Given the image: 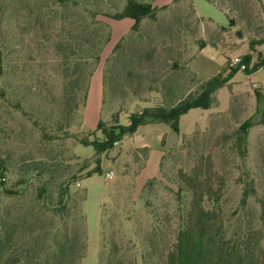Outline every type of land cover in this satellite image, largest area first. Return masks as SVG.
<instances>
[{"label":"rangeland","instance_id":"rangeland-1","mask_svg":"<svg viewBox=\"0 0 264 264\" xmlns=\"http://www.w3.org/2000/svg\"><path fill=\"white\" fill-rule=\"evenodd\" d=\"M126 1L0 0V238L11 236L10 262L37 264L76 226L87 236L81 264H166L195 207L185 177L210 187L205 206L224 225L220 239L250 234L251 246L264 250V44L251 47L264 36V0L250 1L246 19L207 0H138L158 9L157 20L113 46L116 20L105 14ZM92 12L110 39L78 73L86 49L67 48L87 34L83 20ZM91 67L104 81L103 128L92 134L82 131L80 114ZM210 79L224 82L214 105L183 116L179 135L165 124L144 126L99 156L81 144L104 141L117 116L126 126L131 114L193 94ZM248 120L243 150L237 131ZM139 145L149 146L147 160L131 149ZM60 188L71 193L66 225L55 211ZM217 240L208 256L220 250Z\"/></svg>","mask_w":264,"mask_h":264},{"label":"trees","instance_id":"trees-1","mask_svg":"<svg viewBox=\"0 0 264 264\" xmlns=\"http://www.w3.org/2000/svg\"><path fill=\"white\" fill-rule=\"evenodd\" d=\"M63 1V0H61ZM210 3L218 2L221 6L225 7V10L234 11L240 17L246 19V10L251 9L252 0H207ZM261 1V0H259ZM65 3V2H64ZM263 7V5H262ZM158 9L152 4L142 2L138 0H127L126 4L121 12L114 14H105L107 18L112 20H122L129 18L135 22L133 26V32L139 31L142 22L145 20H157ZM98 14L92 12L89 18L83 20L86 29L88 30L86 35H82L79 39L73 40L74 43L68 46L70 52L81 48L86 51H81L80 60L76 65L77 72H83L87 66L92 62H97L100 53L104 45L110 39V32L106 25L102 21L98 20ZM233 23V20L230 21ZM250 24V20H247ZM264 44V36L258 40H253L251 47ZM1 32H0V77L4 74V62L1 52ZM124 47L122 43L117 45V50ZM150 58H153L154 52L148 54ZM79 66V69H78ZM81 67V68H80ZM85 67V68H84ZM95 69L91 67L88 71L89 84L91 77L93 76ZM78 81L76 85H78ZM224 82L217 81L216 79H210L202 83L196 92L189 94L186 97L180 99L171 100L167 105H162L154 108L145 109L141 112L131 114L129 117L128 125H121L118 121V116L114 125L104 130V141L91 143L88 139H82L81 144L83 146H91L94 148L97 156L112 150L116 143L122 141L127 136L134 135L138 128L143 125L150 124H166L169 125L177 134H180V121L183 116L189 113L193 109L209 110L215 102L214 93L223 86ZM89 90H86V96ZM250 121H246L241 125L237 131V146L245 149L244 135L250 128ZM103 121L98 124L97 131L102 130ZM137 152H143L146 160L149 155V149H139ZM101 160H98V163ZM100 172V170H98ZM89 177L91 176L88 173ZM4 178V177H2ZM185 182L190 185L194 184L191 188L194 197V211L190 217V223L188 222L184 229L175 237L171 247L166 251L165 259L166 264H264V250L261 249L259 244L252 247L249 241V235L237 236L231 241H225L220 239L218 234L224 228L223 223H216L218 214L216 209H207L205 203L210 198L211 191L208 185L202 182L200 177H185ZM192 183V184H191ZM4 183L0 182V187ZM2 188H0L1 191ZM44 190L42 189L41 193ZM71 197L70 188H60L58 191V206L56 215L64 221H68V214L64 212L67 210L68 201ZM82 201L86 200V196L80 197ZM247 193H244V198L241 203L246 204ZM70 211V210H69ZM220 211V210H219ZM74 217H76L74 215ZM81 221H84L86 216L81 215ZM77 218H74L76 221ZM67 227V226H64ZM61 235V239L55 241L54 251L49 255L41 257L37 264H81V260L84 258L87 250V236L84 230H80L78 227ZM218 239L221 248L220 250L208 256L207 253L210 250L212 242ZM11 236L7 234L5 239L0 238V264H16L17 261L12 259H5L6 252L10 249L9 243ZM259 243V242H258ZM111 254V251H110ZM108 264H111L110 262ZM120 264V262H119Z\"/></svg>","mask_w":264,"mask_h":264},{"label":"crops","instance_id":"crops-1","mask_svg":"<svg viewBox=\"0 0 264 264\" xmlns=\"http://www.w3.org/2000/svg\"><path fill=\"white\" fill-rule=\"evenodd\" d=\"M163 5H165V4H163ZM134 24H135V22L129 18L122 19L119 21H114L112 23V38H111L110 43L113 44V46H115L116 43L121 39V37L127 31H129L130 29L133 28ZM98 73L99 72L94 73V75L90 81L89 90H88L87 98H86V103L80 111L81 118H82L81 129L83 132H88L91 134L97 131L98 124L100 121H102L101 112H102V108H103L104 81H103V74L98 75ZM150 125H158V124H150ZM144 126H148V125L140 126L136 133H138L141 130V128ZM134 135L129 136V137H133ZM163 146H165L164 142H163ZM146 148L150 150L148 145H139V146L132 147L131 149L139 150V149H146Z\"/></svg>","mask_w":264,"mask_h":264},{"label":"built area","instance_id":"built-area-1","mask_svg":"<svg viewBox=\"0 0 264 264\" xmlns=\"http://www.w3.org/2000/svg\"><path fill=\"white\" fill-rule=\"evenodd\" d=\"M233 63L236 64V65H240L241 60L238 59V58H236V59H234V62H233ZM242 68H244V66H242ZM107 177H108L109 179H112V178H113V174H112V173H109V174L107 175Z\"/></svg>","mask_w":264,"mask_h":264}]
</instances>
